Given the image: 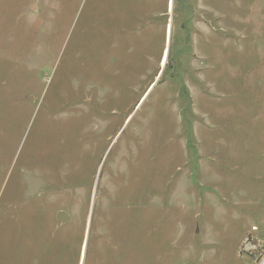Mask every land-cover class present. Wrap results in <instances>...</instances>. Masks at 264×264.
Segmentation results:
<instances>
[{
  "label": "rangeland",
  "instance_id": "rangeland-1",
  "mask_svg": "<svg viewBox=\"0 0 264 264\" xmlns=\"http://www.w3.org/2000/svg\"><path fill=\"white\" fill-rule=\"evenodd\" d=\"M83 255L264 264V0H0V264Z\"/></svg>",
  "mask_w": 264,
  "mask_h": 264
},
{
  "label": "water",
  "instance_id": "water-1",
  "mask_svg": "<svg viewBox=\"0 0 264 264\" xmlns=\"http://www.w3.org/2000/svg\"><path fill=\"white\" fill-rule=\"evenodd\" d=\"M169 33V32H168ZM169 38V36H168ZM168 51H169V44L166 48V57L167 58V55H168ZM23 180L27 186V190L26 192L24 193V197L27 199V198H30V197H33L34 195H36L39 190L41 189L42 185H43V180L41 178H38V177H35L33 175H27V174H23ZM69 218V215L64 212V211H60L58 214H57V221L59 223L67 220ZM85 247H86V243H85ZM84 247V249H85ZM83 254H84V251H83ZM83 259H84V255L82 256V263L83 264Z\"/></svg>",
  "mask_w": 264,
  "mask_h": 264
}]
</instances>
